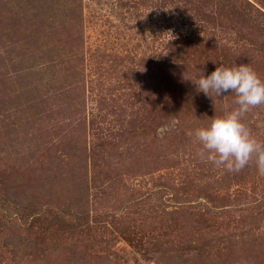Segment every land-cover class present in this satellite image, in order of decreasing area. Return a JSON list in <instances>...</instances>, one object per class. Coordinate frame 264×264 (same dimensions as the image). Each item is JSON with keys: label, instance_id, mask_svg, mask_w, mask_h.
<instances>
[{"label": "rangeland", "instance_id": "1", "mask_svg": "<svg viewBox=\"0 0 264 264\" xmlns=\"http://www.w3.org/2000/svg\"><path fill=\"white\" fill-rule=\"evenodd\" d=\"M240 64L264 0H0V264H264L255 157L194 135L239 105L190 79Z\"/></svg>", "mask_w": 264, "mask_h": 264}, {"label": "clouds", "instance_id": "2", "mask_svg": "<svg viewBox=\"0 0 264 264\" xmlns=\"http://www.w3.org/2000/svg\"><path fill=\"white\" fill-rule=\"evenodd\" d=\"M190 80L198 92L210 97L213 92L219 97L229 90L234 92L235 103L239 105L226 115L212 119L209 125L195 129L194 135L202 146L199 157L231 172L241 171L255 157L258 170L264 174V142L255 138L243 121L251 108L264 104V80L248 64L220 65L211 74ZM188 135L193 132L189 131Z\"/></svg>", "mask_w": 264, "mask_h": 264}, {"label": "trees", "instance_id": "3", "mask_svg": "<svg viewBox=\"0 0 264 264\" xmlns=\"http://www.w3.org/2000/svg\"><path fill=\"white\" fill-rule=\"evenodd\" d=\"M69 217H71V216H69ZM64 219H66V218L64 217ZM73 220H74V218H73Z\"/></svg>", "mask_w": 264, "mask_h": 264}]
</instances>
